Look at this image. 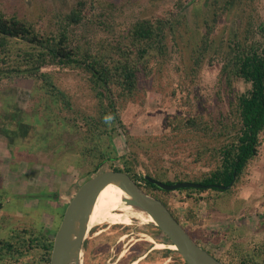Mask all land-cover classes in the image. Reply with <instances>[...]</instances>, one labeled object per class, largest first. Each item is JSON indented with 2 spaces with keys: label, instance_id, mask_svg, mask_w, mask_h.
I'll list each match as a JSON object with an SVG mask.
<instances>
[{
  "label": "rangeland",
  "instance_id": "1",
  "mask_svg": "<svg viewBox=\"0 0 264 264\" xmlns=\"http://www.w3.org/2000/svg\"><path fill=\"white\" fill-rule=\"evenodd\" d=\"M75 1L0 0V8L7 14L36 20L41 28H45L60 19L55 13L69 11L67 6ZM87 2L89 5L93 2L95 8V12L90 9L87 13H93L102 20L110 17L113 20L111 28L116 32L126 29L138 17L168 13L175 15V27L168 36L166 56H151L150 64L154 72L143 79L133 96L122 102L121 117L131 136L116 123L118 131L113 143L119 155L128 154L132 149L140 153L143 163L138 165V170L141 173L147 174V165L155 178L162 181L177 177L189 181L200 179L213 167V156L210 150L204 151L205 146L217 144V139L211 134L183 128L185 121L193 116H203L213 130L217 129L220 126L218 120L222 117H228L229 120L234 118L229 113L230 99L247 87L245 82L236 80L234 92H228L225 84L219 81L220 62H209V56L216 52L213 49L203 59L198 70H192V51L202 37L204 19L213 14V0ZM218 2L224 4L225 0ZM179 3L184 5L183 9ZM247 3L254 6L255 10L251 9L254 15L264 19V0H236L235 7L225 11L218 22L215 45H222L220 42L232 29L235 13L241 12L246 6L249 8L251 5ZM99 25L104 27V24L92 23L84 31L77 28L78 36L103 39L109 32L107 29L99 30ZM43 71L51 72L56 84L69 94L74 101V111L91 112L95 109L97 97L81 69L47 65ZM39 85L40 81L34 77L25 76L4 78L0 84V118L13 112L21 119L17 126L9 125V129L0 120V238H9L15 230L22 232L25 229L35 236L53 234L56 226H60L66 204L85 181L83 173L89 169L86 162L76 164L74 160L61 158L62 152L54 151V144H66L68 151H71L70 142L79 148L82 141L78 139V132L75 133L73 127L64 121L56 122L54 118L47 120L45 110L39 104L43 91ZM68 110L62 111L61 116H73ZM77 121L84 131V122L81 119ZM33 123L43 132L35 140L27 142L23 137L15 136L17 133L22 134ZM21 124L25 127H20ZM56 130L61 131L62 135L58 137L54 132ZM121 164L120 160L115 161V165ZM107 170L110 167L106 164L95 174ZM175 193L168 198V202L183 216L187 208L194 204V199L182 200L187 195L186 191ZM199 194L209 199H201L200 203L194 204L198 220L191 222L182 217V223L198 238L200 244L217 246L216 253L222 255L234 241L249 251L260 244L264 240V137L259 155L249 162L243 177L231 190L212 189ZM192 195L197 193L193 192ZM148 223L134 219L129 224L132 226L128 230L130 235L126 238L123 237L125 234L122 236L124 245L119 251L116 248L121 237L116 231L120 227L104 230L106 234L96 240L97 258L92 264H122L123 260L136 254L128 264L140 257L137 264H182L175 253L161 260L159 255L151 252L150 245L142 248L140 243H151L154 247V242L142 235L156 233L152 224ZM108 225L104 224L103 229ZM91 235L89 232L87 238ZM105 242H109L108 246H103L107 259L101 261L98 260L101 255L98 251L102 250L99 245ZM161 243L162 248L173 249V244Z\"/></svg>",
  "mask_w": 264,
  "mask_h": 264
},
{
  "label": "trees",
  "instance_id": "2",
  "mask_svg": "<svg viewBox=\"0 0 264 264\" xmlns=\"http://www.w3.org/2000/svg\"><path fill=\"white\" fill-rule=\"evenodd\" d=\"M218 1L213 0V14L204 19L202 37L192 51V70L196 72L203 59L213 49L216 52L209 56V62H220L219 81L225 84L228 92H234L233 84L236 80L245 82L247 87L230 99L229 113L234 118L229 120L228 117H222L218 120L220 126L217 129L213 130L212 125L203 116L190 117L183 125V128L203 132L205 135L211 134L217 139V144L206 145L204 149L210 150L213 167L200 179L193 180L211 185L210 187L162 189L138 170V165L143 161L137 150L132 149L128 154L119 155L113 143L114 135L118 131L116 123L125 128L126 134L131 136L121 117L122 102L133 96L143 79L154 72L150 64L151 56H166L168 36L175 27L174 14L138 17L126 29L116 32L111 28L113 20L110 17L108 20H102L93 13H87L90 9L95 12L93 2L89 5L87 0H77L67 6L69 11L55 13L60 19L45 28H41L36 20L7 14L0 8V84L4 78L15 76L34 77L40 81L39 89L43 91L39 104L43 106L47 120L54 118L56 122L64 121L73 127L75 133L78 132V139L82 141L79 148L70 142L71 151H68L67 145L63 143L54 144L53 149L57 153L62 152L61 158L74 160L76 164L86 162L89 169L83 173L85 181L107 164L110 170L127 173L147 193L162 200L180 222L182 217L195 222L198 220V213L194 204L200 203L201 199H209L199 193L212 189L222 191L223 189L213 185H229L233 181L234 183L223 191L231 190L243 177L249 162L259 155L264 137V19L254 15V6L250 3L251 7L247 3L250 7L246 6L241 11L242 14L235 13L232 29L220 42L222 45H215L218 22L223 18L225 11H230L236 3V0H225L224 4H219ZM179 7L183 9L184 5L179 3ZM92 23L104 24V27L99 25V30L107 29L108 35L101 40L90 36L80 38L77 28L84 31ZM47 65L81 69L97 97L95 109L91 112L74 111V101L69 94L56 84L51 72L43 71ZM65 109H69L73 116H61ZM109 116L111 119L106 120L105 117ZM76 119L84 122V131ZM0 120L6 129H9V125L17 126L18 121H21L13 112L4 114ZM21 126L25 127L22 124ZM54 132L58 137L62 135L61 131ZM41 133L43 132L39 126L33 123L22 134L17 133L15 136H21L29 142ZM117 159L122 162L120 166L115 165ZM146 169L147 175L155 178L149 166L146 165ZM177 181L189 180L177 177L168 178L165 182ZM185 191L187 195L185 198L181 197L182 200L193 198L194 204L180 216L168 202V198L175 192L181 194ZM193 192L197 195H192ZM65 210L61 214V221ZM151 227L156 230L159 241L171 244L158 227ZM58 228L59 224L51 235L44 233L35 236L25 229L22 232L15 230L9 238H0V264H49ZM156 233L149 232L152 236ZM192 237L198 242V238L194 235ZM201 245L225 264H264V240L252 251L234 241L223 255L216 253L217 246ZM160 252H164L165 257L175 253L179 262L188 264L176 249L166 248ZM136 256L137 254L121 263L128 264Z\"/></svg>",
  "mask_w": 264,
  "mask_h": 264
},
{
  "label": "water",
  "instance_id": "3",
  "mask_svg": "<svg viewBox=\"0 0 264 264\" xmlns=\"http://www.w3.org/2000/svg\"><path fill=\"white\" fill-rule=\"evenodd\" d=\"M146 178L162 189L175 190L181 187L205 188L211 185L194 181L167 183L146 174ZM235 178V173H234ZM121 187L126 203L140 206L153 219L152 224L176 246V250L188 264H225L197 242L167 207L156 196L147 193L130 175L115 170L102 171L85 181L68 204L60 226L55 234L49 264H83L84 242L91 231L90 218L98 196L109 184ZM229 185L214 184L220 189Z\"/></svg>",
  "mask_w": 264,
  "mask_h": 264
},
{
  "label": "bare ground",
  "instance_id": "4",
  "mask_svg": "<svg viewBox=\"0 0 264 264\" xmlns=\"http://www.w3.org/2000/svg\"><path fill=\"white\" fill-rule=\"evenodd\" d=\"M125 196L126 193L118 185L114 183L107 185L98 196L90 218V227L93 228L97 225H103L106 223L112 225H129L133 223L134 219H139L140 222L147 221L149 223L153 221L152 217L145 213L140 206H134L126 203L124 200ZM142 235L146 240L154 242L153 248L161 249L163 247V244L154 240L151 235L146 233H143ZM125 236L126 234L123 237ZM172 246L173 249H176L174 244ZM140 258L134 259L130 264H137Z\"/></svg>",
  "mask_w": 264,
  "mask_h": 264
},
{
  "label": "flooded vegetation",
  "instance_id": "5",
  "mask_svg": "<svg viewBox=\"0 0 264 264\" xmlns=\"http://www.w3.org/2000/svg\"><path fill=\"white\" fill-rule=\"evenodd\" d=\"M104 225V224H103ZM103 225H97V226H95V227H93L92 229H91V233H92V235L89 237V238H87L86 239V241L84 242V264H92V261H94L95 262V259L97 258V254H95V246H96V240H98V239H100L101 238V236L102 235H104V234H106V233H103V232H105L104 230H107V229H111V228H113V227H120V228H118V230L116 231L117 232V234L118 235H120V239H119V244H118V246H117V248H116V250H120L121 249V247L124 245V243H122L121 242V240H123L124 238H126V237H128L129 235H130V231H128V230H130V228H132V226L131 225H126V226H121L120 224H109L108 225V227L107 228H104L103 229ZM112 226V227H111ZM154 226V225H153ZM156 227V226H155ZM111 233H107V235H110ZM124 234H127L126 235V237H124V238H122V236L124 235ZM152 236V235H151ZM154 239H156V241H159L157 238V233L155 234V235H153L152 236ZM160 242H163V241H160ZM108 243L109 242H105V243H102V244H100L99 245V248H101L102 247V250H100V251H98V253H100L101 255L98 257V260H101V261H105L107 258H106V256H107V253H105V250L103 249V246L105 245V246H108ZM163 243H165V242H163ZM140 244H142V248H145V247H147V246H149L150 245V248H151V252H152V250H155L154 251V254L155 255H159V258H161V260L162 259H165L166 257L164 256V252H160V251H162L163 249H166V248H162V249H155V248H153V246H151V243H140ZM142 249H140L139 251H141ZM115 254H117V253H115ZM134 255H132V257H133ZM131 258V257H130ZM123 262V261H122Z\"/></svg>",
  "mask_w": 264,
  "mask_h": 264
},
{
  "label": "clouds",
  "instance_id": "6",
  "mask_svg": "<svg viewBox=\"0 0 264 264\" xmlns=\"http://www.w3.org/2000/svg\"><path fill=\"white\" fill-rule=\"evenodd\" d=\"M105 119H106V120H109V119H111V117H110V116H109V117H105Z\"/></svg>",
  "mask_w": 264,
  "mask_h": 264
}]
</instances>
